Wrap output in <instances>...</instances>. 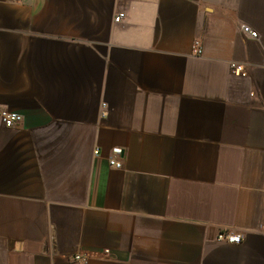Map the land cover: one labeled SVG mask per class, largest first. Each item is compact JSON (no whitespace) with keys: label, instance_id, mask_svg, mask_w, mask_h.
<instances>
[{"label":"crops","instance_id":"obj_1","mask_svg":"<svg viewBox=\"0 0 264 264\" xmlns=\"http://www.w3.org/2000/svg\"><path fill=\"white\" fill-rule=\"evenodd\" d=\"M0 108V264H264V0H0Z\"/></svg>","mask_w":264,"mask_h":264},{"label":"built area","instance_id":"obj_2","mask_svg":"<svg viewBox=\"0 0 264 264\" xmlns=\"http://www.w3.org/2000/svg\"><path fill=\"white\" fill-rule=\"evenodd\" d=\"M125 18H126V13L121 12L115 17L114 21L119 23ZM242 32L247 38L258 39L259 36L258 33L255 30H253L249 25H242ZM194 53L198 56L203 54V48L200 41L195 42ZM231 71L232 74L237 77H241V78L248 77V69L244 64L232 63ZM0 120L7 128H12L20 124L23 120V117L16 112H12L7 109L0 108ZM95 154H99V151H96ZM112 154L113 157L109 159L110 166L115 169H122L123 150L121 148H114L112 150ZM217 241L227 242L230 244H239L242 241V235L233 230L224 229L218 235ZM109 256H110L109 250H105L102 253L83 252L74 255L72 257V262L87 264L91 259H107Z\"/></svg>","mask_w":264,"mask_h":264}]
</instances>
